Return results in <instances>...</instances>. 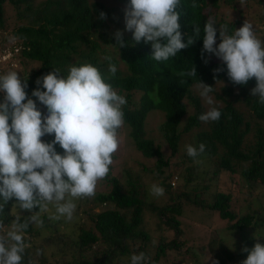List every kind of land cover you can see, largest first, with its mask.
I'll list each match as a JSON object with an SVG mask.
<instances>
[{
    "label": "trees",
    "instance_id": "16d2710c",
    "mask_svg": "<svg viewBox=\"0 0 264 264\" xmlns=\"http://www.w3.org/2000/svg\"><path fill=\"white\" fill-rule=\"evenodd\" d=\"M250 1H253L251 5ZM242 4L243 11L257 10L258 6L260 14L256 18L264 26V0H181L180 31L190 35L192 26L199 25L201 35L175 58L157 62L151 58V42L133 41L132 33L124 31V16L113 15L102 0H0V45L11 53L14 50L19 53L22 60L17 62L22 68H27L29 63L37 64L34 70L26 69L20 76L27 79V98L36 102L42 116L47 115L46 106L31 95L38 87L37 78L57 68L66 76L71 66L84 63L96 66L104 76H111L109 61L104 59L111 57L117 72L107 82L127 100L123 106L125 124L118 130V138L127 141L139 153L141 161H151L149 171L158 181L145 185L128 167L122 172L123 177H117L110 172V166L109 175L98 182V187L103 189L97 187L90 207L82 212L85 220L78 224L76 237L64 236L59 231L64 221L50 220L41 211L44 226L31 224L25 232L30 247L25 250L22 264H130L131 256L140 252L151 257V264H199L196 255L190 254L178 239L183 233L177 218L185 205L198 213L204 211L217 216L223 227L232 232L264 228V210L261 214L258 210L240 214L237 205L241 187L250 192L256 186H264V105L258 103V97L250 95L255 78L246 85H234L221 61L205 53L208 62L204 63L201 56L203 28L208 17L215 18L217 28L227 25L232 34L243 24L236 19ZM10 7L15 11L11 26L4 17ZM219 9L234 17L230 20L231 16H224ZM101 12L106 14V19H100ZM117 30L123 33L124 47L115 46ZM192 65L197 80L214 88L210 94L213 105H208L197 92L193 93V87L200 91L195 78L179 75ZM218 67L224 70L214 73ZM10 70L0 69V74ZM135 93L137 97H132ZM3 95L0 93V100ZM212 107L221 111L220 120L200 121L198 117ZM149 115L159 116L161 121L156 129L152 124L155 117L149 119ZM153 132L158 135L157 140L152 138ZM52 139L54 134L41 137L44 142ZM184 140L187 141L180 147ZM201 143L206 145L204 153L195 160L187 155V145L198 148ZM55 149L63 154L58 144ZM118 150L120 154L122 147ZM119 154L116 152L113 160ZM136 163L142 171L148 170V165ZM208 165L212 166V178L217 181L209 201L204 197L209 186L201 185ZM165 171L169 172L164 174ZM172 179L176 180V187ZM153 184L165 189V204L149 200ZM249 195L245 196V202ZM14 203L9 201L5 207L6 226H11L16 214ZM36 211L39 209L32 210ZM19 214L32 213L23 210ZM42 231L46 232L45 236L41 235ZM163 232L168 233L162 236ZM217 239L211 236L207 246L212 260L218 264L244 254L228 250Z\"/></svg>",
    "mask_w": 264,
    "mask_h": 264
},
{
    "label": "clouds",
    "instance_id": "9594fccd",
    "mask_svg": "<svg viewBox=\"0 0 264 264\" xmlns=\"http://www.w3.org/2000/svg\"><path fill=\"white\" fill-rule=\"evenodd\" d=\"M180 8L181 0H129L124 7V31L131 32L137 43L151 42V58L166 62L201 35L199 25L192 26L190 35L180 31ZM100 19H106V14L101 12ZM203 34L204 63L208 62L205 53L218 58L234 85L243 86L255 78L250 95L264 105V39L257 37L253 25L245 22L229 34L227 25L217 28L215 18L209 16ZM115 40V46H125L120 30L115 32ZM104 59L109 61V73L115 76L117 68L110 62L111 57ZM223 70L218 67L213 71ZM179 75L195 78L199 95L213 105L210 94L214 88L197 80L194 65ZM111 76L84 63L71 66L66 76L57 68L37 78L38 87L31 95L46 106L47 115L42 116L36 102L27 98V79L16 71L0 74V93L4 94L0 100V264H22L25 250L30 247L25 232L31 224L44 226L41 211H47L51 204L56 211L51 219L64 217L72 221L76 201L93 198L98 182L109 175L113 155L119 148L118 130L125 124L123 106L127 104L125 96L107 82ZM220 118L221 111L216 107L198 117L204 123ZM52 134L51 142L41 140ZM57 144L63 149L62 155L55 149ZM205 148L203 143L198 148L187 145V155L195 160ZM150 192L161 197L165 189L153 184ZM13 200L16 214L8 228L5 207ZM34 208L39 211L32 212ZM23 210L32 214L22 216L19 212ZM241 251L247 253L242 264H264V244L257 242L251 250L244 247ZM40 254L38 249L37 255ZM130 264H151V257L144 252L133 254ZM212 264L218 261L213 260Z\"/></svg>",
    "mask_w": 264,
    "mask_h": 264
},
{
    "label": "rangeland",
    "instance_id": "374dc122",
    "mask_svg": "<svg viewBox=\"0 0 264 264\" xmlns=\"http://www.w3.org/2000/svg\"><path fill=\"white\" fill-rule=\"evenodd\" d=\"M40 1V0H38ZM104 3V6L108 9H111V13L113 15H119L124 16V7L127 3H129V0L123 1V0H102ZM253 1H250L249 4L251 5ZM244 4L241 6V13L236 16L237 20L242 21L244 24L245 22H252V25L255 33L258 38L264 39L263 33H264V26L260 24V20H258L257 14H260V8L257 6V10H252L251 9H245L243 11ZM6 9V8H5ZM220 10V9H219ZM222 14H227L229 16L230 13L225 11V10H220ZM219 11V12H220ZM14 9L11 7L6 9V12L4 13V17L6 18L7 23L9 26H11V19L14 17ZM120 16V15H119ZM227 17V16H226ZM234 17V14L230 17ZM121 18V17H120ZM227 19V18H226ZM247 20V21H245ZM120 23V21H119ZM122 23V22H121ZM120 23V24H121ZM240 25V27L243 26ZM122 25H125L122 23ZM1 37V35H0ZM22 60L19 56V53L14 50L12 53L10 50L3 46L0 45V69L2 70H9L13 71L14 69L17 70L19 74L21 73H26L27 70H34L36 68L37 64L29 63L26 66L22 68V66L18 65L17 60ZM219 60L218 58H216ZM220 61V60H219ZM27 69V70H26ZM193 93L197 92L199 95V90L197 88L193 87L192 88ZM200 96V95H199ZM132 97H137V93L133 94ZM201 97V96H200ZM190 109H188L189 111ZM151 117H155L152 119V124L154 125L153 128H157L159 126V122L161 121L158 117L159 116H151L149 115V119ZM157 134L152 133V138L154 140H157ZM119 139V148L122 147V151L119 154V150H117V154H119V158L113 160L112 163V171H110L114 176L117 177H123L122 172L124 170H128L132 174H138L140 176V180L145 183H154L158 182L155 180L153 175L151 174V171H149V166L151 164V161H141V158L139 156V153L134 151L132 146H130L127 141L123 142L122 138ZM187 140H184L182 145L185 144ZM115 155V154H114ZM122 156V157H121ZM123 158V159H122ZM136 162H139L144 165H148V170L142 171L140 169V166L137 165ZM128 167V168H126ZM206 168V174L204 173L203 176L205 177L204 181L201 182V185H207L209 186V190L205 194V198L207 201L210 200V194L215 191L217 181L216 179L212 178V171L213 168L211 165H208ZM172 171V170H169ZM169 171H165L164 174L168 173ZM223 179V178H222ZM175 184L176 187V180H171ZM222 181L219 183L221 184ZM171 185V186H174ZM99 185L97 184V187ZM225 186V185H224ZM99 190H102V187H98ZM97 189V188H96ZM220 190H223V187L220 188ZM248 199L245 202L244 198L246 195H248ZM149 200L152 201L153 203L160 205V204H165L166 203V196H161V197H156L152 194H149L148 196ZM92 198H85V199H80L77 200V210L74 214V218L72 221H66L64 217H60L59 219H51L50 217L56 215L55 211V206L54 205H49L47 211H42L50 220H55V221H64L62 226L60 227V232L64 236H70L72 238L76 237L77 231V226L78 224H81L85 219V216H83V211L86 210L88 207L91 205V200ZM147 199V198H146ZM81 202V204H79ZM86 202H89L86 204ZM237 205L240 210V214H244L246 211H252V210H258V213L261 214L262 211L264 210V186H256L253 188L250 192L246 187H241L240 192H239V197L237 200ZM181 215L177 218V220L181 223H179V227L182 229V236H180L179 242L182 243L184 248H188V251L190 254H195L196 258L199 261V264H212V257L211 254L212 252L208 249L207 242L210 240L211 236H217V243H220L223 245L225 248H227L230 251H233L234 253H238L241 251L242 248L247 247L249 250H251L254 245L259 242L261 244H264V228L263 229H252L248 228L243 231L239 232H232L230 230H226L223 226V222L220 221V219L217 218V216L211 214L208 215L204 211L198 213L195 210H193L192 206L185 205L182 207ZM97 210V208L95 209ZM149 219V218H145ZM155 221V220H153ZM153 221H151L150 228L153 227ZM11 225V224H10ZM60 226V225H59ZM10 228V226H6ZM36 227V225H35ZM166 231V229H165ZM44 231H42L41 235L45 236ZM168 232H163L160 233L162 236L163 234L167 235ZM170 236H173V233L170 232ZM159 233H155V236H158ZM154 235V233H153ZM156 238V237H155ZM191 247V251L189 249ZM221 248V247H220ZM218 250V249H217ZM223 250V249H221ZM215 251V250H214ZM49 250L46 251L48 253ZM220 252V251H219ZM221 253V252H220ZM174 254V253H171ZM247 253L244 252V254H238L237 257L233 261L227 262L226 264H242L243 260L246 259ZM67 260H70L69 256L66 257Z\"/></svg>",
    "mask_w": 264,
    "mask_h": 264
}]
</instances>
